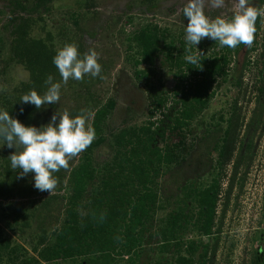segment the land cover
<instances>
[{"label":"rangeland","instance_id":"rangeland-1","mask_svg":"<svg viewBox=\"0 0 264 264\" xmlns=\"http://www.w3.org/2000/svg\"><path fill=\"white\" fill-rule=\"evenodd\" d=\"M17 1L24 9L17 8L14 0H0V109L13 116L14 91L28 79V71L16 52L19 30L26 29L30 38L42 41L54 54L66 43L75 44L82 54L94 50L102 66L103 78L88 75L79 81L70 79L67 84L62 83L59 103L54 104L51 113L67 110L75 117L83 112L87 127L97 109L108 100L114 101V109L102 125L105 142L93 150V163L97 168L113 156V135L124 128L141 125L148 117L146 79H138L136 69H150V83L171 91L177 83L190 82L196 77L197 64H189L187 55L210 61L222 53L218 42L209 38H203L197 48L186 44L184 29L187 21L182 10L188 0H53L37 9L33 6L38 0ZM203 7L210 20L218 16L230 17L233 12L226 9L223 12L225 6L215 7L211 0H204ZM260 9L264 12V0ZM259 18L261 21L255 34L257 42L264 46V14ZM144 27H155L159 36L150 67L135 65L139 49L133 36ZM246 59L241 81L234 75L230 58L225 73L214 76L213 94L206 107L181 130L169 135V144L177 145L175 157L171 164L164 166L157 179L160 196L157 205L161 204L162 208L154 215V228L161 225V220L170 211L188 212L190 204L188 201L185 204L183 197L193 184L205 187L216 180L219 185L215 219L216 224L221 221V231L215 233L213 230V234L202 236L189 226L179 238V243L196 245L193 264H201L203 260L205 264H256L258 249L264 246V103L260 107L256 101L260 83L255 79L253 57L247 53ZM189 65L191 70H187ZM60 81L59 74L56 82ZM235 101L241 117L236 145L250 139L252 144L248 153L253 155L250 164L231 179L232 165L220 167L218 152L226 119ZM251 118L254 121L249 125ZM13 151L6 145L0 146V180L9 181L11 174L22 171L11 168L8 157ZM78 159L79 155L74 157L72 165ZM6 163L7 168L3 166ZM7 204L0 198V227L8 237L31 252L28 244L23 243L14 230L8 229L16 211L7 210ZM153 227L145 236L134 232L129 237V251L122 256L125 261L131 258L133 250L140 249L144 250L141 251L142 261L154 262L162 256L157 249ZM215 243L216 250L212 255ZM175 249L162 257L170 259Z\"/></svg>","mask_w":264,"mask_h":264},{"label":"trees","instance_id":"trees-1","mask_svg":"<svg viewBox=\"0 0 264 264\" xmlns=\"http://www.w3.org/2000/svg\"><path fill=\"white\" fill-rule=\"evenodd\" d=\"M51 1L38 0L33 8ZM262 2L260 0V6ZM14 4L24 9L17 0ZM260 21L258 17L257 23ZM19 31L16 52L24 62L28 79L14 91L16 99L12 117L26 126L39 127L49 122L55 105H42L36 109L34 105L22 104L19 100L31 90L43 95L47 90V77L53 76L56 82L59 72L52 62L54 52L42 41L30 38L26 29ZM158 38L155 27H144L133 36L139 49L135 65H153ZM167 53L168 56L171 54L169 46ZM247 53L248 46L241 44L235 49L223 47L221 55L210 61L199 58L195 79L179 82L171 91L150 83V69H136L137 78L146 79V121L113 135V156L97 168L93 163V150L105 142L102 125L115 105L113 100H108L95 111L90 122L89 126L96 132L92 144L78 154L75 165L70 161L67 169L54 174L58 181L54 193L34 188L32 173L23 178H18L17 173L11 174L9 181L1 179L0 198L8 202L7 210L16 211L13 224L7 227L28 244L32 253L8 237L0 227V264H193L196 245L179 243V238L189 226L202 236L213 234V230L215 233L221 231V221L216 224L215 219L219 185L216 180L205 187L193 184L183 197L184 203L188 201L190 204L188 212L170 211L161 220V225L154 228V215L162 208L161 204L157 205L160 197L157 179L164 166L171 164L175 157L177 145L169 144V135L181 130L206 107L213 94L214 76L225 73L230 58L234 75L241 81ZM190 66L187 70H191ZM258 101L260 107L263 106V88L259 89ZM230 110L218 160L222 168L229 163L232 165L231 179H234L241 168L250 164L253 154L248 153L252 144L250 139L245 137V142L236 145L241 126L236 101ZM253 121L251 118L249 125ZM7 165L3 166L7 168ZM46 194L48 196H44ZM11 198L20 200L12 201ZM152 227L162 256L176 247L172 257L142 261L141 251L144 250L140 249L133 250L131 258L125 261L122 256L129 251V237L134 232L145 236ZM215 250L216 243L212 255ZM201 264H205V260Z\"/></svg>","mask_w":264,"mask_h":264},{"label":"clouds","instance_id":"clouds-1","mask_svg":"<svg viewBox=\"0 0 264 264\" xmlns=\"http://www.w3.org/2000/svg\"><path fill=\"white\" fill-rule=\"evenodd\" d=\"M215 7H222L224 0H211ZM204 0H188L183 8L186 18L184 29L185 42L195 46L203 38L218 42L219 47L237 48L243 44L251 46L256 32V21L264 12L251 5V0H234V9L230 17L218 16L210 20L204 13ZM190 52L191 49L189 48ZM189 64L200 63L197 55L186 56ZM57 68L61 81L54 82L49 75L45 81L47 90L39 95L35 90L29 91L20 98L22 104L42 105L57 104L60 100L62 83L71 80H82L90 75L100 77L102 66L98 63L97 53L89 50L80 53L75 44L66 43L56 50L52 60ZM23 108H21V113ZM87 117L81 112L75 117L65 110L55 112L48 123L37 126H26L9 112L0 109V146L14 149L8 157L13 170H22L18 178L32 173L34 188L41 192H52L57 186L55 173L67 169L70 161L86 150L96 138L95 129L86 127Z\"/></svg>","mask_w":264,"mask_h":264},{"label":"flooded vegetation","instance_id":"flooded-vegetation-1","mask_svg":"<svg viewBox=\"0 0 264 264\" xmlns=\"http://www.w3.org/2000/svg\"><path fill=\"white\" fill-rule=\"evenodd\" d=\"M260 0H251V5L254 7L259 8L260 6ZM234 0H224V6L223 12L232 11L234 8ZM221 9V8H220ZM226 9V10H225ZM257 21H256V33H257ZM257 35L254 34V40L251 46H248V53L252 55L253 57V64L255 66V79L258 80L260 85L257 87V95L259 94V89H264V46H260V44L257 42ZM264 43V41H263ZM259 46V48H257ZM258 99L256 98V101ZM264 199V196H263ZM262 238H264V234L262 235ZM256 264H264V246L260 247L258 249V256L256 257Z\"/></svg>","mask_w":264,"mask_h":264}]
</instances>
